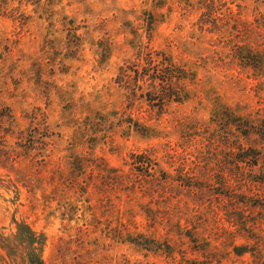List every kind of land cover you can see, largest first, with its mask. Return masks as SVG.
I'll return each instance as SVG.
<instances>
[{
	"label": "rangeland",
	"instance_id": "obj_1",
	"mask_svg": "<svg viewBox=\"0 0 264 264\" xmlns=\"http://www.w3.org/2000/svg\"><path fill=\"white\" fill-rule=\"evenodd\" d=\"M258 1L0 0V264H251L233 249L264 245V78L233 55H264ZM148 53L192 75L159 115L119 84ZM220 109L257 123L245 163Z\"/></svg>",
	"mask_w": 264,
	"mask_h": 264
},
{
	"label": "trees",
	"instance_id": "obj_2",
	"mask_svg": "<svg viewBox=\"0 0 264 264\" xmlns=\"http://www.w3.org/2000/svg\"><path fill=\"white\" fill-rule=\"evenodd\" d=\"M230 1L236 2L240 0ZM259 3L261 5H264L263 1H258V4ZM141 55L142 53H140L139 56ZM148 55V57L146 56L147 59L146 57L144 58L147 61L146 65L135 64L136 67L134 70L136 71L127 68L126 70H120L121 77L119 84L120 86H122V88H125L128 91L130 99H143L147 105H150V107L157 108V113H155V115H159L163 112L166 105H168V103H170L171 101L181 103L189 98L188 93L184 87V83L185 81L190 80L192 78V75H190L188 70H186L183 66L176 64L171 56H168L164 53H159L158 56H156V59L159 61L154 63L155 59L153 58L152 54L148 53ZM233 57L238 61V65L240 67L251 71V73L257 79L264 78L263 54L254 52L252 51V49L246 47H239L234 52ZM144 83L146 85H144ZM261 87H264L263 82H261ZM213 118H216V120H213ZM211 120L212 123L216 125V127H219V124L222 122L224 123L225 127H229L232 129H236L238 126L240 135L239 148L242 154L239 162L245 163L247 160H250L249 158L251 155L244 151L243 144L249 141L253 134H255V131L253 130L254 128H256V121L244 116H235L233 121H229V115L223 109L213 111L211 113L210 121ZM141 128L135 129V131L139 133V129L143 130L144 132H141L142 136L151 137V134L147 133V131H150V127L141 125ZM217 136H220V134ZM255 165V163L252 164V166ZM239 203L244 207L250 206V204L243 198L239 200ZM242 213H244V209H241L239 212H237V215H235L234 218L231 219V221L233 222L236 229L247 230L248 227L247 224L244 223ZM251 241L254 240L251 239ZM257 241H254V245L252 247H248V245L237 246L234 247L233 251L236 256L249 254L251 256V264H264V245H262L259 240ZM206 248L207 246L205 247V249ZM182 262L183 264H218V261L211 256H206L205 259L201 262Z\"/></svg>",
	"mask_w": 264,
	"mask_h": 264
}]
</instances>
